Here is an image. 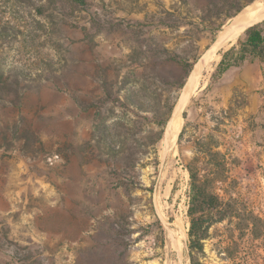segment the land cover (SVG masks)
I'll return each mask as SVG.
<instances>
[{"label": "rangeland", "instance_id": "1", "mask_svg": "<svg viewBox=\"0 0 264 264\" xmlns=\"http://www.w3.org/2000/svg\"><path fill=\"white\" fill-rule=\"evenodd\" d=\"M87 1L0 0V264H192L187 165L216 139L226 161L216 191L239 217L212 225L198 264H264V62L215 74L219 52L182 110V139L167 136L170 119L159 123L182 90L183 62L212 49L247 0ZM69 74L95 84L83 115L70 110L76 122L32 94ZM33 172L58 190L87 183L88 238L53 237ZM252 215L259 236L244 225Z\"/></svg>", "mask_w": 264, "mask_h": 264}, {"label": "trees", "instance_id": "2", "mask_svg": "<svg viewBox=\"0 0 264 264\" xmlns=\"http://www.w3.org/2000/svg\"><path fill=\"white\" fill-rule=\"evenodd\" d=\"M80 7L88 5L87 0H71ZM254 0H247L251 3ZM246 3V4H247ZM246 4H242L237 12ZM39 14L44 13L43 6L36 8ZM232 14L231 16H234ZM1 29V28H0ZM221 59L218 62L215 74L224 73L229 68L240 67L247 61L258 60L264 62V19L261 22L249 26L244 33L227 49H221ZM194 63L183 62L184 74L182 80L175 82L177 90L185 85L186 78L190 74ZM175 102L172 103L167 112V116L159 120L162 126H166L172 115ZM186 112L184 117L186 118ZM185 131V126L179 134V141ZM162 140V136L157 142ZM200 153L195 156L187 165L190 175L189 193H188V217H189V256L192 264H198L199 253L204 248V240L208 238L210 228L216 222L227 218L233 219L239 217L237 210L231 204L230 200H225L216 191V184L226 179V161L224 153L221 151L219 140L207 141L203 143ZM259 216L252 215L246 222V228L255 236H259L257 222ZM241 224L240 228H244Z\"/></svg>", "mask_w": 264, "mask_h": 264}, {"label": "crops", "instance_id": "3", "mask_svg": "<svg viewBox=\"0 0 264 264\" xmlns=\"http://www.w3.org/2000/svg\"><path fill=\"white\" fill-rule=\"evenodd\" d=\"M69 74L66 78L62 75L53 76L45 79L37 89L33 90L32 94L37 96V99L43 103H48V108L57 112L60 118H69L70 110H73L76 114L80 113L79 116L83 115L81 97L86 96L89 89L95 84H87V81L91 79L88 75ZM80 81L78 84L76 81ZM68 83L69 87H66L65 83ZM71 118L72 121H77L79 118ZM69 167V166H68ZM27 168V167H26ZM25 169V168H23ZM70 169V168H69ZM71 171V170H70ZM35 177V180H41L38 187L34 186L33 192L38 194V201L41 209H49L48 214H52L55 217V229L53 231V237L58 240H66L68 243H72V240L82 239L83 236H87V233L80 226L83 222L88 221V212L85 211L84 207L87 205L89 196V186L87 183L79 179L78 182H70L61 184L60 189H56V184L52 182H43L44 176L31 173ZM44 185V186H43ZM36 190V191H35ZM92 203L96 202V195L92 193ZM39 214H44V210L39 209ZM96 233V232H95ZM94 239L95 234H93ZM85 238V237H84ZM94 241V240H93ZM77 247L80 245L85 246L83 242H76ZM99 246V245H98ZM98 246H93L97 249ZM66 249V247H65Z\"/></svg>", "mask_w": 264, "mask_h": 264}, {"label": "bare ground", "instance_id": "4", "mask_svg": "<svg viewBox=\"0 0 264 264\" xmlns=\"http://www.w3.org/2000/svg\"><path fill=\"white\" fill-rule=\"evenodd\" d=\"M234 17V22L231 21L232 19L230 20L233 24H231L225 31L223 30L217 36V40L214 43L212 49L208 50L201 58H199L197 63H195L194 68L192 69L187 80L188 82L182 89L183 94L180 100H177L175 104V115L170 118L171 122L169 120L170 127L167 130V136L172 140L177 138V135L179 134L182 127L183 108L186 106L191 96L202 85V82L208 78L206 71L219 57V51L221 48L226 44L237 40L249 26L261 22L264 19V0H257L249 4L240 14Z\"/></svg>", "mask_w": 264, "mask_h": 264}, {"label": "water", "instance_id": "5", "mask_svg": "<svg viewBox=\"0 0 264 264\" xmlns=\"http://www.w3.org/2000/svg\"><path fill=\"white\" fill-rule=\"evenodd\" d=\"M246 7V5L240 10V11H238L234 16H237L238 14H240L243 10H244V8ZM192 71V70H191ZM191 71H190V73H191ZM190 75V74H189ZM189 75H188V77H187V80H188V78H189ZM186 80V82H185V85L187 84V81ZM184 85V86H185ZM183 86V87H184ZM183 89V88H182ZM182 94H183V91L181 90V92H180V95H179V97H178V100H180V98H181V96H182ZM188 103V102H187ZM175 115V107H174V109H173V112H172V115H171V117L170 118H172L173 116Z\"/></svg>", "mask_w": 264, "mask_h": 264}, {"label": "built area", "instance_id": "6", "mask_svg": "<svg viewBox=\"0 0 264 264\" xmlns=\"http://www.w3.org/2000/svg\"><path fill=\"white\" fill-rule=\"evenodd\" d=\"M46 159L48 160L49 163H53L54 161H57L58 159H60V154L53 153L51 155L46 156Z\"/></svg>", "mask_w": 264, "mask_h": 264}]
</instances>
